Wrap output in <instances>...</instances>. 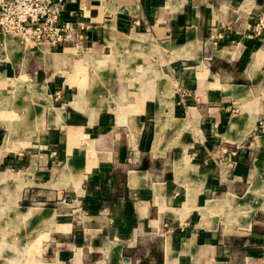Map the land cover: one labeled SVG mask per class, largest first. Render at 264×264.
Instances as JSON below:
<instances>
[{
    "label": "crops",
    "instance_id": "obj_1",
    "mask_svg": "<svg viewBox=\"0 0 264 264\" xmlns=\"http://www.w3.org/2000/svg\"><path fill=\"white\" fill-rule=\"evenodd\" d=\"M61 17L80 48L0 49V264H264V0H64Z\"/></svg>",
    "mask_w": 264,
    "mask_h": 264
},
{
    "label": "built area",
    "instance_id": "obj_2",
    "mask_svg": "<svg viewBox=\"0 0 264 264\" xmlns=\"http://www.w3.org/2000/svg\"><path fill=\"white\" fill-rule=\"evenodd\" d=\"M64 0H0V34L58 47L72 41L80 48L83 36L61 13ZM261 23L256 31L261 29Z\"/></svg>",
    "mask_w": 264,
    "mask_h": 264
},
{
    "label": "rangeland",
    "instance_id": "obj_3",
    "mask_svg": "<svg viewBox=\"0 0 264 264\" xmlns=\"http://www.w3.org/2000/svg\"><path fill=\"white\" fill-rule=\"evenodd\" d=\"M2 36H4V37H2ZM8 36H13V35H1V37L0 38H5V37H8ZM217 36V35H216ZM14 38H16V39H18V40H20L21 42L19 43L17 40V43H18V45L16 46V47H14V48H12V49H3L2 48V46L0 45V49L5 53V55L8 57V54H10V55H13L15 52H17V51H19V50H22L23 48H26L27 46L26 45H24V44H22V42L23 43H25L21 38H19V37H16V36H13ZM217 38V37H216ZM210 47H212V48H215L216 46H217V43H216V41L215 40H211V42H210ZM5 55H2L1 54V56H0V60L1 59H7V57L5 56ZM169 96L170 95H168V94H166V97L167 98H169ZM233 110V109H232ZM15 122H17L18 124H19V122H21V121H19V120H15ZM14 121H8L7 123L9 124H12V126H14V127H16L17 126V124L15 123ZM33 149V148H32ZM36 151H38V149H36ZM12 156V155H11ZM11 156L9 157L8 155H5L4 157H0V161H1V166H4V168L6 169V170H9V168H8V166L10 165L9 164V160H12V158H11ZM233 158V156H229V157H227V152H225V153H223V155H221L220 154V156L218 157V160L220 161V166H222L223 168V171H224V173L226 174V175H230L231 173H232V171H233V169L235 168V165H236V162H235V160L234 159H232ZM224 174V175H225ZM228 178V177H227ZM261 178V180L263 181L264 180V176H261L260 177ZM255 182H257V181H255ZM260 192H259V195H260V193L261 194H263L264 195V184H262V183H260L259 184V189H258ZM243 189H241L239 192H237V193H234V196H236L237 198H239V197H242L243 196ZM254 190L252 189V188H249L248 190H247V192H246V194L245 195H248V197L249 196H251V194L252 195H254ZM218 193V192H217ZM217 193H215V194H213L212 196L213 197H216L217 196ZM223 193V192H222ZM244 195V196H245ZM227 197V196H226ZM230 197V196H229ZM264 197V196H263ZM228 198V197H227ZM233 198V197H232ZM229 199V198H228ZM243 200H242V204H246V202L248 201V198L246 199V196L245 197H243L242 198ZM233 200H235V199H233ZM233 200H230L229 199V205H227V206H231L232 204H234L235 205V203L233 202ZM238 201V203H240L239 202V200H237ZM233 206V205H232ZM237 207V206H236ZM228 208V207H226V209L227 210H230V212L231 211H233V213L229 216V218L228 219H226V227H233L232 225H236L237 224V222H238V224L237 225H239L240 227H242V228H247V220H248V217H246L247 215H249L251 212H252V210L250 209V211L248 212V211H246L247 209H246V205L244 206V207H242V208H240L239 209V207L238 208ZM233 228H235V227H233ZM2 237V236H1ZM0 237V238H1Z\"/></svg>",
    "mask_w": 264,
    "mask_h": 264
},
{
    "label": "bare ground",
    "instance_id": "obj_4",
    "mask_svg": "<svg viewBox=\"0 0 264 264\" xmlns=\"http://www.w3.org/2000/svg\"><path fill=\"white\" fill-rule=\"evenodd\" d=\"M0 45L2 46L3 49H12L14 47H16L18 45L17 41L14 39H8V38H0ZM3 77V76H2ZM4 80V79H3ZM1 88V87H0ZM4 88V87H3ZM2 93V92H1ZM248 198V200L251 198V196L248 197V195L246 196V199ZM234 201V200H233ZM215 204L220 205L221 204H227L229 205V199L227 197H225V199L222 200H214ZM235 205L239 204L238 201H234ZM232 206V205H231ZM234 206V205H233Z\"/></svg>",
    "mask_w": 264,
    "mask_h": 264
}]
</instances>
